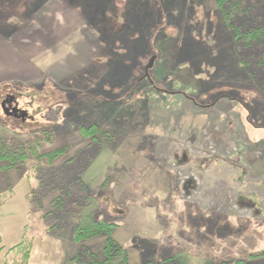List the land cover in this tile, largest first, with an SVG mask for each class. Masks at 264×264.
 I'll list each match as a JSON object with an SVG mask.
<instances>
[{
  "label": "rangeland",
  "instance_id": "374dc122",
  "mask_svg": "<svg viewBox=\"0 0 264 264\" xmlns=\"http://www.w3.org/2000/svg\"><path fill=\"white\" fill-rule=\"evenodd\" d=\"M89 5L100 15L101 5L104 13L96 24L85 6L76 10L63 0H0V33L10 40L26 37L8 47L21 67L22 83L30 73L37 78L35 85L0 86V113L9 93L20 111L0 114V123L19 131L52 128L59 142L69 145L54 163L31 159L19 171L0 170V190L9 183L16 189V197L0 206L5 248L16 246L32 222L31 264H68L80 248L74 226L48 233L62 222L55 209L48 213L62 193L85 195L88 186L98 197L99 216L118 224L113 237L128 251L130 264L161 263L189 249L214 264H236L264 252V199L263 211L257 208L246 228L249 213L240 216L236 203L221 200L244 189L237 185L244 179L242 166L252 164L264 175V85L240 66L216 1L94 0ZM43 12L47 19L39 15ZM147 34L156 36L149 41L160 52L154 80L199 104L224 95L237 101L208 112L184 99L164 105L146 97L141 90L147 88L131 87L132 73L116 85L105 80L113 61L130 63L139 43L133 41ZM160 73L166 81L157 78ZM96 123L107 135L95 143L79 127ZM236 128L246 140L232 133ZM210 164L218 174L212 182L205 178ZM36 166L45 177L31 174ZM229 207L232 218L224 212ZM210 220L214 235L198 236ZM105 243L106 236H100L83 246L102 256Z\"/></svg>",
  "mask_w": 264,
  "mask_h": 264
},
{
  "label": "trees",
  "instance_id": "16d2710c",
  "mask_svg": "<svg viewBox=\"0 0 264 264\" xmlns=\"http://www.w3.org/2000/svg\"><path fill=\"white\" fill-rule=\"evenodd\" d=\"M63 1L76 10L85 6L89 20L92 19L91 25L92 23L96 24L95 21L99 16H104V13L101 12V5H98L97 10L101 15L95 13V11L93 12L92 5L89 4L94 0ZM215 1L218 11L220 12L221 22L226 27L227 32L232 35L234 46L240 59V66L251 75L256 82L264 85V0ZM95 7L97 6H94V8ZM152 37H154V35L147 34L146 37L137 38L135 41L127 39L126 42L128 44L129 42L131 44L132 41L139 42L138 45L133 48L136 55H132L133 57H131L130 63L113 61L114 71L110 69L111 71L107 74L108 76L105 77V80L116 85L117 82L124 80L123 77L132 73L133 78L130 80V84L133 86L131 85V87L134 89L139 86L147 88L146 90H141L142 92L146 91L147 95L149 94V96L146 97L154 101H159L164 105H178L180 100L184 99L195 108L201 107L210 112L218 110L219 107H223L224 104L229 101H237V99L224 95L218 97L212 104H199L198 101L190 95L180 90L168 88V85H170L168 82L154 80L156 79L153 75L155 73V66L161 59L158 57L160 52L155 51V41H153V43L149 41V38ZM145 38L147 42H145ZM140 57L144 58L146 64H143L141 60L139 61ZM153 57H156L155 65L147 73V67ZM134 61L137 62L136 67L133 66ZM124 67H126L124 72L119 71L120 68L123 70ZM160 75L162 78L159 76H157V78L165 80V76L161 73ZM7 108L9 110L12 109L11 104L7 105ZM79 129L82 136L85 139H91L92 142H95V140L99 142L100 137L107 135V132L97 123L81 125ZM238 129L232 133L238 134L237 136L239 139L246 140L247 137L244 132ZM68 146L69 145L59 142V136L55 135V130L52 128L19 131L0 123V170L7 172L13 170L19 171L20 168L31 159H35L38 162L47 160L50 163H54L55 160H58L68 153ZM245 167L248 169L245 170V172H247L250 177L258 174L254 165L250 164V166ZM34 172H40V175L45 177V173H43L40 166H36L31 174H34ZM41 181L42 184L44 180ZM27 182L31 186V181L28 177ZM12 188V183H9L6 189L3 188L0 190V206L5 205L16 197V192ZM84 190L86 191L85 195L75 196L71 191H67L52 201V211L48 213V216L52 215L55 209V212L58 213L57 220L61 219L62 222L50 227L47 229V232L50 233L54 232L56 229L63 230L68 226H74V241L80 248L77 254L68 260V264H130L128 251L113 237L114 232L118 228V224L102 219L99 216L98 197L92 194V192H87V190H89L88 186H85ZM252 190H255L253 184L247 183L243 191L234 192L243 195L240 204L246 206L253 204L251 201H247L245 197V195L250 194ZM255 192L264 195V186L258 191L255 190ZM71 196L74 197L73 200L69 199ZM27 199L29 201L31 200L30 195ZM100 236H106V243L102 256H99L83 246L85 242ZM35 239V224L33 226L32 222L25 226L21 241L13 248H5L3 237L0 234V264H31ZM261 258H264V252L252 254L249 259L239 260L236 264H248L249 261ZM147 264L214 263L208 256L202 253L183 250L161 263L152 262ZM262 264H264V262Z\"/></svg>",
  "mask_w": 264,
  "mask_h": 264
},
{
  "label": "crops",
  "instance_id": "0c3cea01",
  "mask_svg": "<svg viewBox=\"0 0 264 264\" xmlns=\"http://www.w3.org/2000/svg\"><path fill=\"white\" fill-rule=\"evenodd\" d=\"M43 13H44L45 16L42 13L39 14V15H41V16L46 18L47 13H45V12H43ZM39 15L37 16V18H39ZM26 21H33V19L28 17V19ZM12 34L15 35V33H12ZM13 38L14 39L10 40L9 37L8 38L6 36L4 37L2 35V33H0V86L1 85L5 86L6 84L7 85H13L14 84V86L15 85L19 86V85H23V83L35 85L36 84L35 81H36L37 78H36V75H33L32 73H30V75H28L27 78L25 80H23V83H22L21 67H18V65L16 64L17 60H16V58L14 56L15 53H11L10 52L11 55H9V48L12 47V45H14L13 48L17 47V45H16V43L14 41L17 40L19 43L22 44V41H25L24 38H26V37H24L23 35H20V37H16L15 36ZM9 57L13 59V62L8 60ZM42 74H43L44 77H45V75H47L46 71H43ZM9 91H10V89L7 90V92H9ZM5 95H7L5 97V100H10L12 102L11 105L13 106V108H16L18 104L16 103L15 98H11L12 94L9 93V94H5ZM0 114L1 115L7 114V113H5V110H4L3 106H2V110H1ZM8 116H14V115L8 114ZM210 166H211V172L207 173L205 175V178H206V180H210L212 182V178L214 179L215 177L218 176V174L213 173L214 167L212 168V164H210ZM245 166L246 165H244V167L241 168V170L242 169L244 170L243 171L244 173H242V177L244 179H242V181H237L238 182L237 185L239 186V188L243 187V185L245 187V184H244V181H245V182H248V183H252L255 190H257V191L260 190V188H261L260 186L261 185L259 186V184L262 183L261 182L262 180L264 182V175L262 173H258L257 175L255 174L254 176L250 177V175L247 172H245V170H248ZM226 175H229V174H226ZM192 178H194V180H197L194 176H192ZM228 182L232 183L233 181H228ZM240 183H242V184H240ZM255 190H252L250 192V194L245 195L247 201H251L253 203L252 205H250V208H252L251 210L248 209V206L240 204V202L242 201L241 197L243 195L232 193V195L229 196L231 199H229V198H225L224 200H223V198L221 199L222 201H227V202L229 201V202H232V203H236V205H237V207L239 209L237 211V213L240 214V216L243 215L244 217H247V215L249 213V216H248L249 221H247L246 222L247 224L244 227H242V228L249 227L250 224H252V222L250 220H251L252 217L254 218L253 213H255L257 208H259V210L261 212L263 211L260 201H262L264 199V195H262V194H260L258 192H255ZM14 191L16 192V189ZM222 195H224V194H222ZM189 197H193V196L190 195V196H188V198ZM216 199L213 198L212 200L215 201ZM257 202H259V205H258ZM216 207L217 206H215V212H219L218 210H216ZM220 207L222 208V206H220ZM224 212H226L228 218H232L233 217V213L234 212H231L230 207H229L228 211H224ZM219 220L221 221L222 219L220 218ZM208 224H209V228L206 229V232L205 233H201V234L197 232L198 236L210 237V236L214 235L213 230L211 229L213 227V222H211V220H210L207 223V225ZM228 225H227V227H228V229H230V226H228ZM202 231H203V229H202ZM174 233H175V231H174ZM240 233H242V232H240ZM3 241H4V239H3Z\"/></svg>",
  "mask_w": 264,
  "mask_h": 264
},
{
  "label": "water",
  "instance_id": "95a60500",
  "mask_svg": "<svg viewBox=\"0 0 264 264\" xmlns=\"http://www.w3.org/2000/svg\"><path fill=\"white\" fill-rule=\"evenodd\" d=\"M155 62H156V57H153L152 60L150 61L149 66L147 67V73L153 68ZM10 104H12V102L10 100L5 101V103L3 105L5 113L10 114V115H16V116L19 115L20 111H18V109L12 108L9 110L7 108V105H10Z\"/></svg>",
  "mask_w": 264,
  "mask_h": 264
},
{
  "label": "flooded vegetation",
  "instance_id": "af4514ba",
  "mask_svg": "<svg viewBox=\"0 0 264 264\" xmlns=\"http://www.w3.org/2000/svg\"><path fill=\"white\" fill-rule=\"evenodd\" d=\"M13 106L11 105V108H12Z\"/></svg>",
  "mask_w": 264,
  "mask_h": 264
}]
</instances>
